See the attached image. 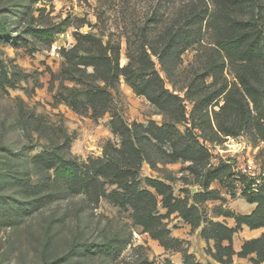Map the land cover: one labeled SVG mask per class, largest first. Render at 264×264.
<instances>
[{"label": "rangeland", "instance_id": "obj_1", "mask_svg": "<svg viewBox=\"0 0 264 264\" xmlns=\"http://www.w3.org/2000/svg\"><path fill=\"white\" fill-rule=\"evenodd\" d=\"M189 3L190 0H0V264H124L139 258H148L152 264H165L167 259L183 264L185 252L203 264H221L211 255L215 241L205 239L202 230L211 222L235 227V219L226 212L247 215L256 208V203L248 202L243 195V177L233 176L223 183L212 181L207 190L216 191L220 198L197 203L194 194L207 191L199 183L205 171L201 175L194 172L192 161L165 162L146 143L154 162L142 165V187L157 195V213L166 216L164 224L171 237L179 241L174 244L180 249L175 250L166 249L137 224L130 208L117 206L107 198L94 204L82 194L69 195L60 184L52 183L54 190H47L48 172L33 162L39 152L57 147H63L69 157L86 161L102 157L110 141L114 146L120 143L119 135L110 126V112L97 117L91 109L76 110L55 98L59 93L68 96L76 86L62 75L63 52L75 45V33L93 32L119 46L123 66L129 61L126 36L135 38L145 24L155 26L157 22L179 19ZM35 28L47 30L51 36L32 35ZM152 31H148L151 37ZM204 40L198 50L182 54V63L170 76L158 57H152L166 87L182 97L185 92L179 91L180 87L190 77L201 80L207 74L202 63L212 53V47L207 35ZM219 56V66L222 69L225 63L224 68L216 78L207 76L206 85L201 83L210 96L235 81L231 66L223 55ZM111 90L113 109L127 122L147 125L154 121L162 125L166 121L163 113L124 77ZM223 95L207 99L205 111L209 118L202 125L198 121L200 127L193 131L210 153L207 168L251 157L264 170V141L253 142L243 133L232 142L216 132L213 110L219 109L216 104L222 103ZM184 103L189 115L193 103ZM191 126L184 122L178 128L185 132ZM148 178L170 185L176 198L193 206V212L199 211L201 225L192 226L179 212L167 214L162 196L147 184ZM113 188L107 185L109 192ZM262 233L264 228L243 225L234 234V249L239 251L246 240ZM252 257L255 254L244 258L235 255L233 259L253 264Z\"/></svg>", "mask_w": 264, "mask_h": 264}, {"label": "trees", "instance_id": "obj_2", "mask_svg": "<svg viewBox=\"0 0 264 264\" xmlns=\"http://www.w3.org/2000/svg\"><path fill=\"white\" fill-rule=\"evenodd\" d=\"M190 2L180 13L179 19L171 23L157 22L155 26L145 24L135 38L126 36L129 61L123 66L119 61V46L110 40L105 42L93 32H76L75 45L63 52L65 63L62 70L64 78L73 81L76 86L69 90L68 96L59 93L55 98L76 110L91 109L97 117L110 112V126L119 135L120 143L114 146L110 141L102 157H90L86 161L67 156L63 147L39 152L33 159L35 166L48 172L50 185L47 190H54L52 183L60 184V188L69 195L82 194L94 204L107 198L117 206L130 208L137 224L143 226L166 249L175 250L180 249L174 244L179 241L171 237L170 230L164 224L166 216L157 213V195L142 187V165L145 161L151 164L154 162L147 149L148 144L154 147V151L165 162L192 161L194 172L201 175L204 170L199 183L206 190L214 180L223 183L233 176L238 179L232 166L225 162L207 168L210 153L198 136L193 134L195 128L209 118L205 111L207 99L222 94V103L216 104L219 109L213 110L216 132L226 137L246 133L253 142L264 141V0ZM149 29L153 30L152 37L148 34ZM37 34L42 37L51 36L47 30H32V35ZM206 35L209 37L207 43L212 47V53L202 63L207 74L201 80L195 76L190 77L180 87L179 91L185 92L182 97L166 87L152 57H158L163 70L170 76L182 63L184 52L204 46ZM217 55H223L229 63L235 81L229 88L212 92L213 96H210L203 90L205 88L201 83L206 85L207 76L216 78L217 73L224 68L225 63L222 69L219 66ZM199 57L202 59V56ZM90 68L91 71H88ZM121 77L163 113L166 121L162 125L154 121L147 125L129 123L113 109L114 95L111 89H116ZM186 100L193 103L189 115L184 103ZM184 122L192 126L182 132L178 125ZM242 183L245 185L243 195L248 202L256 203V208L247 215L226 212V216L235 219L236 226L211 222L202 230V236L215 241V251L211 255L221 264H245L234 262L233 257L238 255L244 258L252 254H255L251 258L253 264H264V233L246 240L239 251L233 247L234 234L243 225L251 229L264 228V177L257 187L244 177ZM147 184L162 196L161 202L167 214L179 212L192 226L201 225L199 211L193 212V206L189 207L186 201L176 198L170 185L151 178L147 179ZM107 185H114L115 188L109 192ZM219 198L214 190L194 194L197 203ZM124 264L152 263L148 258H139ZM165 264L177 263L167 259ZM183 264L203 263L197 261L193 254L185 252Z\"/></svg>", "mask_w": 264, "mask_h": 264}, {"label": "built area", "instance_id": "obj_3", "mask_svg": "<svg viewBox=\"0 0 264 264\" xmlns=\"http://www.w3.org/2000/svg\"><path fill=\"white\" fill-rule=\"evenodd\" d=\"M227 140L235 142L234 137L227 136ZM225 163L230 164L237 178L244 177L253 182V186L257 187L264 177V170L250 157L245 158L243 162L234 164L227 160Z\"/></svg>", "mask_w": 264, "mask_h": 264}]
</instances>
